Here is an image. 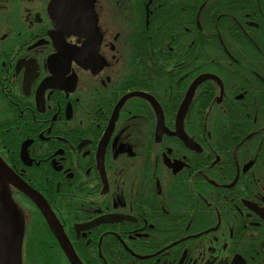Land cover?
Segmentation results:
<instances>
[{"label":"flooded vegetation","instance_id":"obj_1","mask_svg":"<svg viewBox=\"0 0 264 264\" xmlns=\"http://www.w3.org/2000/svg\"><path fill=\"white\" fill-rule=\"evenodd\" d=\"M50 2L0 0V155L83 264H264V0H95L96 38Z\"/></svg>","mask_w":264,"mask_h":264},{"label":"water","instance_id":"obj_2","mask_svg":"<svg viewBox=\"0 0 264 264\" xmlns=\"http://www.w3.org/2000/svg\"><path fill=\"white\" fill-rule=\"evenodd\" d=\"M51 13L60 26L97 37L94 0H51ZM12 182L24 191L43 211L56 238L71 264H83L54 218L50 206L39 192L18 176L0 156V264H21L23 221L14 213L10 204L7 183Z\"/></svg>","mask_w":264,"mask_h":264},{"label":"rangeland","instance_id":"obj_3","mask_svg":"<svg viewBox=\"0 0 264 264\" xmlns=\"http://www.w3.org/2000/svg\"><path fill=\"white\" fill-rule=\"evenodd\" d=\"M10 190L12 189L10 183ZM16 198L10 194V204L11 207L19 217L20 221L25 224L26 217H29V211L26 208V205L20 201L15 200ZM43 238H39L37 235L31 236L28 238L29 242L27 243V251H25L24 247H22V264H42V258L49 254L50 252L42 251V246H40V240ZM52 253V252H51ZM26 256V259H25Z\"/></svg>","mask_w":264,"mask_h":264}]
</instances>
